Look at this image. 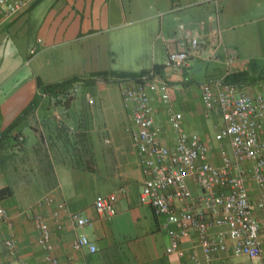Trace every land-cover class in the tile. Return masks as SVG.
<instances>
[{
	"label": "crops",
	"instance_id": "crops-1",
	"mask_svg": "<svg viewBox=\"0 0 264 264\" xmlns=\"http://www.w3.org/2000/svg\"><path fill=\"white\" fill-rule=\"evenodd\" d=\"M29 2L10 21L0 16V62L4 50L1 45L12 37L26 39V54L37 50L31 55L30 69L10 72L6 75L11 76L0 82V131L42 95L37 85V78L42 79V0ZM186 30L212 36L215 50L191 56L183 68L177 69L169 64L168 55L181 46ZM231 50L237 51L239 61L229 72L227 56ZM155 65L162 66L157 78L170 87L169 101L153 97L157 122L163 126L162 142H174L168 118L173 111L181 112L184 129L199 133L212 147L211 161L220 164L221 144L215 134L224 122L220 113L205 108L201 85L230 76V83L239 91L254 95L262 90L264 0H43L45 83L102 71L140 73L153 70ZM124 78L115 76L109 82L86 84V90L73 97L69 107L43 94V111L69 112L78 131L73 136L85 145L77 156L79 161L72 154L49 161L54 184L43 194V219L51 228V255L58 264H187L185 258L169 251L171 237L162 219L139 200L145 176L132 137L130 109L122 97ZM36 111H42V101ZM227 148L230 151L229 145ZM5 186L0 185V189ZM192 188L198 195V187L192 184ZM248 188L255 213L262 220L264 190L251 179ZM120 189L123 192L117 214L99 217L94 208L96 197ZM46 197L52 202L48 203ZM8 204L18 254L15 259L0 251V264H15L19 259L26 264H42V247L33 219L42 217V196L26 209ZM74 211L91 217L92 225L75 227L71 219ZM0 229V238L5 239L10 231L5 224H0ZM81 233L96 243L95 253L74 247ZM227 242L229 250L213 257L211 264H262L260 259L235 255L234 241ZM182 246L206 261L197 231L185 237ZM43 264H52L44 249Z\"/></svg>",
	"mask_w": 264,
	"mask_h": 264
},
{
	"label": "built area",
	"instance_id": "built-area-1",
	"mask_svg": "<svg viewBox=\"0 0 264 264\" xmlns=\"http://www.w3.org/2000/svg\"><path fill=\"white\" fill-rule=\"evenodd\" d=\"M29 5V0H0V16L10 21ZM2 22L0 18V25ZM204 50H215L212 36H198L186 30L181 46L169 52L168 62L180 69L191 56H200ZM36 51L33 48L30 54ZM238 61L237 51L231 50L227 56L229 72ZM123 81L122 97L130 109L134 125L132 137L145 176L139 200L162 219L171 237L169 251L185 258L187 264H211L209 261L213 257L229 250L227 241L232 239L235 255L260 259L264 264V219L257 217L248 188L251 179L264 190V77L261 79L262 90L254 95L237 90L225 77L201 85L205 108L220 113L224 122L215 134V140L221 144L220 164L211 161L212 147L199 133L184 129L181 112L173 111L168 118L175 135L174 142H162L163 126L157 122L153 97L158 95L163 101H169L170 87L166 81L157 78L153 70L137 80L124 78ZM53 98L60 103L69 98V94ZM192 184L198 187V195ZM120 192L123 189L96 197L94 208L99 217L111 218L117 214ZM46 201L51 203L52 198L46 197ZM261 205H264V194ZM33 219L42 247V217L33 216ZM71 219L77 228L93 223L92 218L81 211L72 212ZM0 222L10 231L4 241L6 251L16 258L18 245L14 221L1 197ZM217 227L222 229L215 230ZM193 231L198 233L206 261L200 260L196 252L189 254L182 246L183 239ZM74 247L91 253L98 250L86 233L77 236ZM53 248L51 228L43 219V249L47 259L58 264L51 255ZM15 264L26 262L19 259Z\"/></svg>",
	"mask_w": 264,
	"mask_h": 264
},
{
	"label": "rangeland",
	"instance_id": "rangeland-1",
	"mask_svg": "<svg viewBox=\"0 0 264 264\" xmlns=\"http://www.w3.org/2000/svg\"><path fill=\"white\" fill-rule=\"evenodd\" d=\"M3 43L0 82L9 78L11 75L6 74L10 72L19 69L27 71L33 66L31 55L25 53L26 39L12 37ZM84 86L80 82L74 84L66 91L69 98L83 93L86 90ZM74 133L77 136L78 131L69 112L62 110L54 114L52 111H43V194L54 184L50 178L49 161L70 154L78 159L77 156L85 150L83 141L78 142ZM0 185H6L11 190L2 198L7 209L8 203L26 209L42 196V111L34 110L0 142ZM5 239L0 238V251L7 255Z\"/></svg>",
	"mask_w": 264,
	"mask_h": 264
},
{
	"label": "trees",
	"instance_id": "trees-1",
	"mask_svg": "<svg viewBox=\"0 0 264 264\" xmlns=\"http://www.w3.org/2000/svg\"><path fill=\"white\" fill-rule=\"evenodd\" d=\"M162 66L161 65H155L153 68V71L155 73H158ZM149 71H142L140 73H120L117 74L113 71L109 72V71H102V72H93L90 73V75L88 77H81V76H73L71 78L65 79L63 81H58V82H54V83H45L43 81V93L48 95L49 97H55L58 96L59 94H68L66 91L71 89L74 84L77 83H83L84 85L86 84H95L96 82H98V80H102L105 82H109L111 81L112 77L115 76H119V77H126V78H131L134 80H137L141 75L148 73ZM246 75L245 73H241V75ZM99 78V79H97ZM227 82H231L230 80V76H228L226 78ZM37 85L39 90L42 92V79L41 78H37ZM73 97L67 98L64 101H59L60 103H64L65 107H69L70 102L72 100ZM42 101V95H37L28 105L27 107L21 112V114L14 119V121L9 124L4 131L1 132L0 134V142L3 141V139L8 136V134L13 131L21 122L22 120L28 116L29 114H31L34 110H36V108L40 105ZM10 188L9 187H3L0 189V197L3 198L6 193H10Z\"/></svg>",
	"mask_w": 264,
	"mask_h": 264
}]
</instances>
